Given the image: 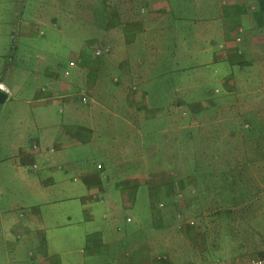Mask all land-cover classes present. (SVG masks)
<instances>
[{"label":"crops","instance_id":"0c3cea01","mask_svg":"<svg viewBox=\"0 0 264 264\" xmlns=\"http://www.w3.org/2000/svg\"><path fill=\"white\" fill-rule=\"evenodd\" d=\"M100 1L103 15L96 29L110 36L100 33L85 42L80 53L70 49L65 64L57 59L47 64L45 59L26 72H31L28 78H42V84L31 88L34 94L9 121V128L15 123L16 130L0 147V264H207L208 257L221 255L223 246L239 242V220L221 214L228 229L221 234L219 219L201 209L206 199L198 181L205 170L194 168L186 174L168 160L165 167L154 169L155 144L168 151L164 142L170 138L161 132L162 108L152 109L154 101L146 91H135L132 81L141 77L139 64L155 60L142 59L137 48L131 54L129 47L144 43L152 54L158 47L151 36L154 26L166 27L177 6L173 17L190 21L200 40L187 61L206 69L216 64L230 98L256 95L264 102V0ZM15 4L0 9V48L10 51L16 38L31 40L43 28L49 35L61 32L57 8H12ZM74 12L70 6L68 20L74 19ZM99 41L114 54L115 73L107 86L100 85V75L108 63L86 51L89 43L97 46L103 43ZM116 49L124 52L115 54ZM19 88V83L10 87L0 80V91L6 94L0 103L13 100ZM174 89L178 100L171 103L178 111L184 102L181 87ZM217 106L216 100H207L195 109ZM180 120H175L178 130L185 126ZM256 126L262 148L264 120ZM196 206L199 215L192 225L188 214ZM250 241L229 254L248 246L264 250L261 238Z\"/></svg>","mask_w":264,"mask_h":264},{"label":"rangeland","instance_id":"374dc122","mask_svg":"<svg viewBox=\"0 0 264 264\" xmlns=\"http://www.w3.org/2000/svg\"><path fill=\"white\" fill-rule=\"evenodd\" d=\"M14 1L16 4L12 8L22 7L19 6L22 4L30 9L51 8L55 10L57 8L59 25L62 26V30L55 35H49L48 30L43 28V32H39V35L31 40L16 38L10 51L5 50V47L0 48V54L1 50L7 52L6 56H0V80L10 87H14L16 83L23 86L15 90L13 100L0 103L1 148H4V140L8 138V135L13 134V129L16 130L15 123L9 128V121L16 119L23 102L34 94V87L42 84V78H28L26 76L31 72L28 74L26 72L40 66L41 61L45 59L47 64H50L49 59H57L58 64H65L69 59L70 49L80 53L85 48L82 45L96 36H101L100 33L102 37L106 34L110 36V33L104 31L105 29H96L99 26L97 19L99 20L103 15V3L100 0H81L78 4L70 0H56L57 5L55 0H0V9L10 8ZM175 1L178 2V0ZM70 6H74L75 12L74 19L68 20ZM66 9L67 15L65 14ZM176 9L177 6L174 8L173 15L168 16L165 29L157 28L161 27L160 23L154 26L151 36L157 42L158 47L154 48L152 54L148 52L144 43L139 47H129L131 54L137 48L142 59L154 58L155 60L153 63L148 61L139 64L137 72L141 77H136L132 81L135 91L144 90L149 94L154 101L152 109L157 105L162 108L163 116L158 117L161 119L160 126L163 130L161 132L170 138L169 142H164L168 145L169 152L167 149L162 151L157 145L158 135L152 138V144L156 143L157 146L152 150V154L158 159V163L155 162L153 165L154 169L164 166V161L168 160L172 168L177 171L183 169V173L186 174L191 175L193 172L191 169L194 168L205 170L198 181L203 185L201 193L206 199L201 209L203 208L217 220L219 219L216 226L220 227L221 234L228 233V229L227 223H223L220 216L233 214L239 220L241 228L239 229L242 234L239 242L223 246V249L221 248L223 254L208 257L207 264L215 259L260 255L264 250L259 247L254 250L256 247L253 248V246H248L247 249H242L237 254H229V252L233 251L234 246L251 243L250 240L253 237L264 240V143L260 142L262 147L260 148L258 141L261 138L260 131L258 132L259 126H256L258 120L261 118L264 120V102L256 99V95L249 97L247 94H236L237 97L230 98L228 94H224L223 76L215 72L218 70L216 64L206 69L204 65L198 68V63L187 61L189 57H194L193 54L189 55V50H197L200 40L194 37L190 21L173 17ZM112 42H115L113 38ZM91 44H88L86 51L91 55H96V51L100 48L103 51L100 59L108 63L100 75V85L107 86L109 76L115 73V67L112 66L114 54L105 50L108 47L105 42L101 45L95 44L97 46ZM186 44L191 46H185ZM118 51L124 52L122 49H116L115 54ZM155 58H162V61H156ZM183 67L187 71L185 75L182 72ZM198 70L202 74L197 75ZM175 85L181 87L180 98L184 102L178 111L177 105L174 106L171 103L178 100V94L173 93ZM28 87L30 90L27 89ZM216 88H219L220 92H216ZM207 100H216L217 109H203L201 112L195 109ZM170 104L171 108L168 110ZM153 114L156 112L154 111ZM178 118H181L180 121H185L182 130H178V122L175 121ZM194 136L200 141L188 140L193 139ZM254 136L257 138L253 141ZM195 147L199 148V152L194 151ZM194 208H190L188 214L190 215L188 218L193 220V223L190 222L192 225H195L194 218L199 215L198 207ZM238 234V231L236 235L232 233L233 239ZM215 248L218 249L216 244ZM211 258L212 260L209 261Z\"/></svg>","mask_w":264,"mask_h":264},{"label":"built area","instance_id":"2783aa9c","mask_svg":"<svg viewBox=\"0 0 264 264\" xmlns=\"http://www.w3.org/2000/svg\"><path fill=\"white\" fill-rule=\"evenodd\" d=\"M102 52L103 51L99 48L96 51V54L101 55ZM80 91L83 92V90H80ZM82 99L83 101H87V96L83 95ZM35 173L38 174L39 170L36 169ZM212 264H264V252L260 255L241 256L235 259H215L212 261Z\"/></svg>","mask_w":264,"mask_h":264},{"label":"water","instance_id":"95a60500","mask_svg":"<svg viewBox=\"0 0 264 264\" xmlns=\"http://www.w3.org/2000/svg\"><path fill=\"white\" fill-rule=\"evenodd\" d=\"M6 97V94L0 91V102H2Z\"/></svg>","mask_w":264,"mask_h":264}]
</instances>
